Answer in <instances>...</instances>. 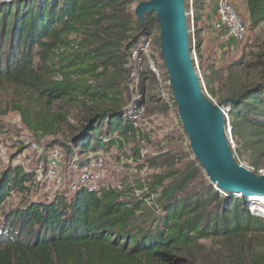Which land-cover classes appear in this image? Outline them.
Returning a JSON list of instances; mask_svg holds the SVG:
<instances>
[{
    "label": "trees",
    "instance_id": "trees-1",
    "mask_svg": "<svg viewBox=\"0 0 264 264\" xmlns=\"http://www.w3.org/2000/svg\"><path fill=\"white\" fill-rule=\"evenodd\" d=\"M132 2L0 0V84L27 88L36 95V102H44L45 112L39 108L33 114L32 109L18 108L34 134H48L55 129V120L47 111L52 99L78 100L83 96L98 102L119 98L120 76L133 82V50L142 40L149 41L154 27L158 29L156 44L160 47L156 13L146 15L143 24L134 18L130 28L122 16L111 14L126 10ZM246 5L249 27L264 24V0H246ZM206 6L207 0H194L198 52L207 28L199 24ZM186 8L189 9L188 0ZM104 23L113 24L112 30L127 28L130 35L120 48L118 43L104 42L106 45L98 48L100 52L114 46L100 65L93 62L95 50L59 53L70 45L72 35L86 34ZM204 67L205 72L210 71L204 73L205 87L212 97L216 96V63H202ZM100 68L105 77L89 84L86 79L95 76ZM147 68L141 71L143 82L154 83L157 76L149 65ZM164 68L163 65L161 69ZM259 68L264 77V53L254 64L252 60L245 67L231 70L218 88L217 98V102L235 100L229 107L232 135L238 142L234 153L240 160L247 157L256 170L261 167L259 157L264 155V79H253V69ZM60 75L63 80L53 79ZM148 90L152 92L151 102L161 100L159 87ZM127 99L124 107L94 111L69 143L46 144L34 164L24 167L10 163L0 172V264H139L142 260L146 264H175V258L185 259L203 238L228 239L251 231L264 232V217L250 211V197L222 192L207 180L195 183L201 172L197 160L190 169H174L157 177L148 192L131 202L122 199L123 192L119 190L102 186L99 191H90L81 184L78 171L91 166L99 152L108 153L112 147L137 138L133 121L146 106L147 95ZM170 100L174 104L173 95ZM0 130L5 131L1 124ZM19 145L18 154L27 148L25 143ZM55 147L64 153L68 178L66 175L64 185L49 194L39 193L40 185L48 178L49 152ZM140 150L133 148V153ZM14 194L21 195L17 203L11 202ZM155 194L158 196L153 199L152 211L144 214L142 208ZM238 260L235 264H264V256L254 261Z\"/></svg>",
    "mask_w": 264,
    "mask_h": 264
},
{
    "label": "rangeland",
    "instance_id": "rangeland-1",
    "mask_svg": "<svg viewBox=\"0 0 264 264\" xmlns=\"http://www.w3.org/2000/svg\"><path fill=\"white\" fill-rule=\"evenodd\" d=\"M139 1L133 0L126 10H120L117 13L112 12L111 14L122 16L127 21L128 28H130L134 18H137L134 11ZM233 4L249 28L252 43L244 44L236 42L234 39L222 41L219 38L218 32L210 28L213 32H217L218 37L209 43V39L204 36V44L201 50L199 52L196 48L192 50V54L196 53L198 56L200 71L202 70L203 77L204 73L210 71L207 70L205 72L207 68H202V63H216L219 73L213 77V85L217 90V95L213 96V98L216 101L219 95L218 88L222 83L226 82L231 70H236L241 66L245 67L252 60L254 64L264 53V24L251 29L249 27L245 1L233 0ZM214 6L213 0H210L207 9H212V12H208L206 15V20L209 25H212L214 22ZM199 24L204 28L203 20H200ZM113 28V24L104 23L102 27L92 29L86 34L72 35L70 45H66V48L60 49L59 53L64 52L67 55L86 50H95L93 53L95 57L93 62H97L96 65H100V61H104L108 56L106 52L110 51L114 45L102 52L98 48L106 45L104 43L106 41H111L109 44L118 43L116 46L120 48V46L127 42L126 39L130 35L127 28L118 27L112 30ZM157 35L158 29L154 27L151 30L149 41L142 40L136 45L135 49L139 53L135 56L136 53L134 50L132 59L133 63H135L133 67L136 70L135 77L134 79L132 78L133 82H129L121 74L119 87L121 94L118 96L119 98L107 101L99 100L98 102H93L91 99L88 100L83 96L78 100H69L68 98L52 99L50 102L52 104L47 107V111L54 118L56 127L48 134H34L23 122L22 115L18 110L19 107H26V109H32L33 114L39 112V108L44 111V102H36V95L27 88L7 83L0 84V124L3 125L5 130H0V172L10 163L14 164L17 162L24 167L34 164L48 143H57V141H60L59 143L62 145L69 143L71 138L78 133V129L83 125L82 123L85 122V119L94 111L124 107L126 106L124 101L128 100V96H132L133 99H138L139 97L144 98L145 95H147V104L142 109V112H139V115H137V138L129 139L120 147H112L108 153L99 152L93 159V163L98 160L102 162L101 176L103 184L110 185L111 188L112 186L116 187L114 189L123 192L122 199L131 202L140 199L143 193L148 192L147 189L156 181L157 177L174 169H190L192 163L196 160L190 148L189 138L178 116L177 105L175 103L173 104L170 100L172 91L168 84L167 71L165 68L161 69L164 62L160 55V47L156 44ZM99 56H101V59L97 60ZM151 61L155 62L157 68L160 67L159 76L156 74L158 81L155 79L154 83L151 80L144 83L141 71H146ZM56 62L58 64L60 63L57 60ZM124 66L128 67V63ZM102 70L100 68L95 76L88 77L86 81L92 85L101 81L105 77L102 75ZM260 71V68L257 70L253 69V79L255 77L257 80L263 81V72ZM258 73L259 76H257ZM148 76L153 78L150 74ZM53 79L61 81L64 78L60 75L53 77ZM152 86L159 87L162 92L161 100L157 103H153L150 100L152 92L148 88ZM233 139L234 143L232 144V148L235 150L238 148V142L236 138L233 137ZM28 140L35 142L37 148H32ZM20 142L25 143L27 148L18 154ZM138 147L141 149L140 152L134 154L133 148ZM238 160L257 174H261L264 171V155L259 157L261 167L257 170L249 164L247 157L244 156V159ZM47 161L48 171L49 156ZM62 163V171L60 170V172L65 176L67 175L68 178V165L65 162L64 156L62 157ZM41 171L42 169L39 170L38 177H40ZM196 179V184H200L205 180L209 182L202 168L200 175ZM168 181L166 180L165 182L167 183ZM117 186H121V190ZM56 187L57 184L48 176L46 181L40 185L39 193L49 194ZM213 187L216 189L215 186ZM124 191H126V194H124ZM259 194L256 193L254 195ZM157 196V194L152 196L147 203L145 201L146 206L142 208L144 214L152 211L155 204L153 199ZM20 200V194H14L11 198L12 203H17ZM250 200L254 204L259 203L256 201V198L253 199V197H250ZM254 215L258 216L256 213ZM262 256H264V232L251 231L228 239L224 237L203 238L198 244L192 246L189 256H184L185 259L180 257L175 258L173 262H176L175 264H235L239 261L238 258H249L254 261L262 259ZM165 262L167 261H163L162 264ZM139 264L146 263L142 260Z\"/></svg>",
    "mask_w": 264,
    "mask_h": 264
},
{
    "label": "water",
    "instance_id": "water-1",
    "mask_svg": "<svg viewBox=\"0 0 264 264\" xmlns=\"http://www.w3.org/2000/svg\"><path fill=\"white\" fill-rule=\"evenodd\" d=\"M134 12L141 24L146 15L156 13L168 84L193 157L206 178L225 193L246 197L264 194V174L239 162L226 135L223 110L235 100L226 98L214 103L203 91L191 54L185 0H140Z\"/></svg>",
    "mask_w": 264,
    "mask_h": 264
},
{
    "label": "built area",
    "instance_id": "built-area-1",
    "mask_svg": "<svg viewBox=\"0 0 264 264\" xmlns=\"http://www.w3.org/2000/svg\"><path fill=\"white\" fill-rule=\"evenodd\" d=\"M188 2H189V9L187 10V18L188 17L190 18L188 28L192 39V44L190 46L191 54H192V50L195 48V43H196L195 28H194V24H195L194 0H188ZM210 28L218 32L219 38L222 41L228 39H234L236 42H241L244 44L252 43V40L250 39L249 28L245 23V21L243 20V18L241 17V15L239 14V12L237 11V9L235 8L233 4V0H215L214 22ZM134 50L136 53L135 56H137L139 52L136 49ZM132 59H133V54H132ZM192 59L195 64L196 73L200 75L201 82L204 85L203 87L205 94L212 102L217 103V101L208 93L207 88L205 87L204 77L202 75V72L199 71V59L196 53L192 54ZM149 66L150 69L159 76V68H157L155 62L151 61L149 63ZM223 115L226 121V135L229 139L232 148L234 139L232 135V124H231L229 107L224 108ZM137 118L138 116L137 117L135 116V119L133 121V126L136 130H138ZM28 143H31L32 148H37V144L35 142H31L30 140H28ZM63 156L64 153L57 147L52 149L49 155V164H48L47 173L49 178L53 179L54 182L57 184V187H60L65 183V178H64L65 175H63L60 172V170L62 171L63 163L61 164V162ZM101 167H102V162L98 160L93 164H91V166L81 169L80 172H78V181L81 184H84L90 191H99L102 186L111 188L110 185L103 184L102 176H101ZM261 174H264V171H262ZM114 188L116 187L112 186V189ZM117 188L120 189L121 186H117ZM250 210L252 213L254 214L256 213L264 217V201L258 204L253 203L250 207Z\"/></svg>",
    "mask_w": 264,
    "mask_h": 264
},
{
    "label": "crops",
    "instance_id": "crops-1",
    "mask_svg": "<svg viewBox=\"0 0 264 264\" xmlns=\"http://www.w3.org/2000/svg\"><path fill=\"white\" fill-rule=\"evenodd\" d=\"M245 1V4H246V0H244ZM209 2H210V0H207V6L209 5ZM213 2H214V5H215V0H213ZM207 6H206V9H205V15H204V17H203V22H204V27H206L207 26V28H205V31H204V36L206 37V38H208L211 42L216 38V37H218V34H217V32H213L211 29H210V27H211V25H209V23L207 22V20H206V15H207V13L209 12V13H211L212 12V9H207ZM246 7H247V5H246ZM247 10V9H246ZM213 15L215 16V6H214V9H213ZM249 14H248V10H247V16H248ZM212 16V15H211Z\"/></svg>",
    "mask_w": 264,
    "mask_h": 264
},
{
    "label": "bare ground",
    "instance_id": "bare-ground-1",
    "mask_svg": "<svg viewBox=\"0 0 264 264\" xmlns=\"http://www.w3.org/2000/svg\"><path fill=\"white\" fill-rule=\"evenodd\" d=\"M194 28H195V30H196V23L194 24ZM199 71H200V66H199ZM201 72H202V70H201ZM256 194V193H255ZM260 194H262V193H260ZM252 195V197H253V199L254 198H256V201H258L259 203L260 202H262V201H264V194H262V195ZM257 217V216H256ZM260 217V216H259ZM262 217V216H261Z\"/></svg>",
    "mask_w": 264,
    "mask_h": 264
}]
</instances>
